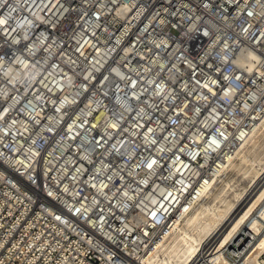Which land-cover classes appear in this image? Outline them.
Segmentation results:
<instances>
[{
    "label": "built area",
    "instance_id": "obj_1",
    "mask_svg": "<svg viewBox=\"0 0 264 264\" xmlns=\"http://www.w3.org/2000/svg\"><path fill=\"white\" fill-rule=\"evenodd\" d=\"M263 118L264 0H0V264H144Z\"/></svg>",
    "mask_w": 264,
    "mask_h": 264
},
{
    "label": "bare ground",
    "instance_id": "obj_2",
    "mask_svg": "<svg viewBox=\"0 0 264 264\" xmlns=\"http://www.w3.org/2000/svg\"><path fill=\"white\" fill-rule=\"evenodd\" d=\"M246 56L250 60L242 58L241 61L253 67V59H258V56L251 51ZM262 157L264 118L255 125L249 139L237 154L219 163V174L215 173L207 186L202 188V201L186 218H176L172 234L166 240L156 243L144 264H187L202 247H206L220 235L218 244L221 247L226 245L245 223L248 225L249 235L259 237L247 257L248 262L262 264L260 257L264 253V233H261L264 229V205L259 206L264 201V175H260L255 168L263 165ZM231 169H235L238 176H243L240 178L242 184H237V179L234 178L236 174L233 177L230 175V178L225 176ZM219 175L222 176L221 179ZM259 178L261 179L254 186ZM219 180L223 182L221 187L218 185ZM244 201L247 203L242 206ZM221 264L230 263L224 258Z\"/></svg>",
    "mask_w": 264,
    "mask_h": 264
},
{
    "label": "rangeland",
    "instance_id": "obj_3",
    "mask_svg": "<svg viewBox=\"0 0 264 264\" xmlns=\"http://www.w3.org/2000/svg\"><path fill=\"white\" fill-rule=\"evenodd\" d=\"M261 163L263 164V165H260V166H258V167H255L256 169H258V172H259V174L260 175H264V157H262V159H261ZM259 167H260V169H259ZM255 169V170H256ZM233 172V173H232ZM236 174V175H235ZM230 175H232V177L234 176V178H235V180H236V182H237V184H242L241 182H240V180L242 179V177L243 176H241V175H237V173H236V170L235 169H233V171H232V169L225 175V176H227V178H230L231 176ZM224 176V177H225ZM237 176V177H236ZM262 176H261V178H262ZM241 178V179H240ZM261 178H259L258 179V181L254 184V186H256V184L259 182V180L261 179ZM239 182V183H238ZM223 185V182H221L220 183V187ZM245 202V201H244ZM247 202H245V203H241V205L243 206V205H245ZM264 205V201L261 203V205L259 206V208L261 207V206H263ZM257 213L255 212V214L254 215H256ZM246 225V226H245ZM245 229V231L248 229V225H247V223H245V224H243L242 226H241V230H244ZM259 237H257L256 238V241H257V239H258ZM254 245V244H253Z\"/></svg>",
    "mask_w": 264,
    "mask_h": 264
}]
</instances>
